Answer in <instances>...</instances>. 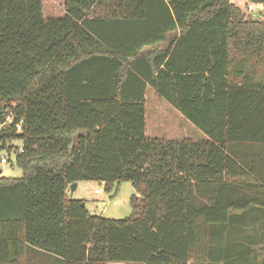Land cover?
<instances>
[{"label":"trees","instance_id":"16d2710c","mask_svg":"<svg viewBox=\"0 0 264 264\" xmlns=\"http://www.w3.org/2000/svg\"><path fill=\"white\" fill-rule=\"evenodd\" d=\"M147 88L206 138L148 137ZM8 113L21 176L0 177V264H264V232L261 260L242 231L215 236L264 214V20L230 0H64L49 19L0 0ZM81 181L129 182L131 215L90 214L67 194Z\"/></svg>","mask_w":264,"mask_h":264},{"label":"rangeland","instance_id":"374dc122","mask_svg":"<svg viewBox=\"0 0 264 264\" xmlns=\"http://www.w3.org/2000/svg\"><path fill=\"white\" fill-rule=\"evenodd\" d=\"M241 9L246 17L254 20H264V4H251L246 0H230ZM252 5V10L248 6ZM42 14L44 19L58 18L64 15V0H42ZM145 123L146 135L152 138L194 140L205 139V134L190 123L177 109L159 98L152 89H146L145 95ZM14 146H20L15 140ZM21 170L15 162L10 165H0L1 178H19ZM94 190H98L94 193ZM135 193L129 182H120L107 191L103 183L81 181L77 190L71 193L73 199L84 202L85 209L93 215H100L109 219H124L131 215L130 197ZM69 195V191H68ZM109 264H135L113 262Z\"/></svg>","mask_w":264,"mask_h":264},{"label":"crops","instance_id":"0c3cea01","mask_svg":"<svg viewBox=\"0 0 264 264\" xmlns=\"http://www.w3.org/2000/svg\"><path fill=\"white\" fill-rule=\"evenodd\" d=\"M178 139H183V137ZM78 186L79 182H77L76 190L78 189ZM240 215L241 214H239L238 212L232 213L231 218H237V220H233V222L231 220V222L227 224L226 227L224 226L223 228H220L219 226V228L215 230V236H222L220 234V232H222L224 237L225 235L229 236L230 234L231 237L237 238L236 236L239 237L242 231V243L249 253L248 257L251 258L254 254H257L258 260H261L263 257L262 235L264 232V214L262 212H257L256 210H250L244 212L242 214L243 216ZM201 257L202 254L199 253V255L195 258H192L190 262H193L192 264H198L200 262H196V258L197 260H199L202 259Z\"/></svg>","mask_w":264,"mask_h":264},{"label":"built area","instance_id":"2783aa9c","mask_svg":"<svg viewBox=\"0 0 264 264\" xmlns=\"http://www.w3.org/2000/svg\"><path fill=\"white\" fill-rule=\"evenodd\" d=\"M248 10H252V5L248 6ZM4 128H13L15 133H21L23 130V121L22 120H13V114L8 113L4 120L0 122V131ZM14 146V143H10L7 145V147H12ZM19 152H21V145L17 146ZM15 151L11 150L10 152L6 151V149L0 151V165H10L13 162H15ZM94 193H97L98 190H94Z\"/></svg>","mask_w":264,"mask_h":264},{"label":"water","instance_id":"95a60500","mask_svg":"<svg viewBox=\"0 0 264 264\" xmlns=\"http://www.w3.org/2000/svg\"><path fill=\"white\" fill-rule=\"evenodd\" d=\"M77 187V182H74L72 184L69 185L68 190H69V196H71V193L76 190Z\"/></svg>","mask_w":264,"mask_h":264}]
</instances>
